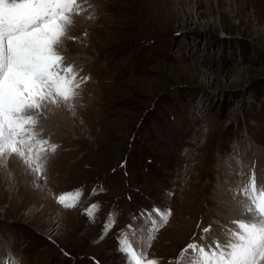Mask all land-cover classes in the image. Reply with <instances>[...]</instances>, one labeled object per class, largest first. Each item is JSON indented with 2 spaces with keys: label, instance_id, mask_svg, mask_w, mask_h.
Here are the masks:
<instances>
[{
  "label": "rangeland",
  "instance_id": "1",
  "mask_svg": "<svg viewBox=\"0 0 264 264\" xmlns=\"http://www.w3.org/2000/svg\"><path fill=\"white\" fill-rule=\"evenodd\" d=\"M79 2L58 45L84 78L67 104L73 132L44 110L42 174L0 161V264H125L116 234L146 228L154 208L173 209L147 252L160 264L192 241L226 244L251 216L234 195L245 174L264 186V0ZM77 189L75 207L57 202Z\"/></svg>",
  "mask_w": 264,
  "mask_h": 264
},
{
  "label": "snow or ice",
  "instance_id": "2",
  "mask_svg": "<svg viewBox=\"0 0 264 264\" xmlns=\"http://www.w3.org/2000/svg\"><path fill=\"white\" fill-rule=\"evenodd\" d=\"M75 9H79L78 0H0V155L16 154L37 176L44 170L50 144L35 130L38 115L49 103L74 101L84 79L74 65L64 63L58 47L74 22ZM56 147L51 145V150ZM82 195V189L62 193L57 202L72 208ZM234 195L244 197L239 203L252 218L233 221L236 228L229 231L226 244L215 240L206 247L190 242L170 264H264V186L257 185L253 173L247 183L240 182ZM99 207L92 204L86 216L94 217ZM146 212L156 217H150V227H135L130 220L116 234L125 264H160L159 258H148L147 252L155 233L168 222L171 209ZM114 215L110 213L101 224V236L114 227Z\"/></svg>",
  "mask_w": 264,
  "mask_h": 264
},
{
  "label": "bare ground",
  "instance_id": "3",
  "mask_svg": "<svg viewBox=\"0 0 264 264\" xmlns=\"http://www.w3.org/2000/svg\"><path fill=\"white\" fill-rule=\"evenodd\" d=\"M84 3L85 2H79L78 1V4H79V9H75L74 11H73V15H72V18L73 19H75L76 21L78 20L77 19V15H79L80 13H82L83 11L82 10H84ZM81 7V8H80ZM85 11V10H84ZM77 12H79V14H77ZM75 16H77V17H75ZM79 18V17H78ZM75 21V22H76ZM69 28V27H68ZM73 28V27H72ZM46 112H47V117L49 118V119H53L54 121H55V123L56 124H58V126H60L62 129H65V130H68V131H71V132H73V126H72V120L70 119V112H71V110H70V106H68L67 104H65L64 102H60L59 104H56V105H53V104H48L47 105V107L44 109ZM61 135V134H60ZM58 136V135H57ZM1 160H7L8 161V163H9V165H10V167L12 168H14V170H17V171H20L22 174H23V171L24 170H27V169H29V167L25 164V163H23L22 162V160H21V158H19L16 154H11V155H0V161ZM6 162V161H5ZM7 163V164H8ZM2 164V163H1ZM11 170V169H10ZM3 173V172H2ZM13 173V172H12ZM19 173V172H18ZM17 172H16V174H18ZM26 173V172H25ZM19 175V174H18ZM22 176V175H21ZM25 176V175H24ZM23 176V177H24ZM26 181H28V180H26ZM24 185V187L25 188H27V184H23ZM28 189V188H27ZM234 192H236V191H234ZM22 194V192H20V195ZM19 195V196H20ZM22 196V195H21ZM233 198H235V196L233 195ZM244 200V199H243ZM234 201V200H233ZM246 202V201H245ZM230 203H231V200H230ZM234 204V203H233ZM228 208V211H230V218L231 217H233V216H231V215H234V216H236V214H237V212H235V214L232 212V209L233 208H235V206H233L232 207V205L231 204H229L228 203V206H227ZM239 209L241 210H239V213L238 214H240L241 212H243V209H242V207H241V205L239 206ZM225 210V209H224ZM251 219L252 217L251 216H246L245 215V219ZM60 219V218H59ZM232 219V218H231ZM62 220V218L57 222L58 224H59V222ZM225 228V227H224ZM236 227H233L232 226V228H230V230H233V229H235ZM219 229V228H218ZM53 230V229H52ZM225 233H229V231L225 228ZM228 233L226 234V235H228ZM210 237V236H209ZM216 237H217V235H216ZM219 238H220V240L222 239V238H224V236H223V234L222 235H220V236H218ZM205 240H208V238L207 239H204V241ZM204 241H203V239H202V242L200 243V245L202 244V243H204ZM210 242H209V244L208 245H213V242L211 241V240H209ZM207 244V243H206ZM221 244H225V243H221ZM204 245V244H203ZM204 246H206L207 247V245H204ZM14 256V253L12 254H10V256ZM15 257V256H14ZM14 257H12L13 259H14ZM10 258V257H9ZM13 259H11V260H13ZM0 261H1V259H0ZM10 261V260H9ZM3 262V261H2ZM4 264H6V261H4Z\"/></svg>",
  "mask_w": 264,
  "mask_h": 264
}]
</instances>
